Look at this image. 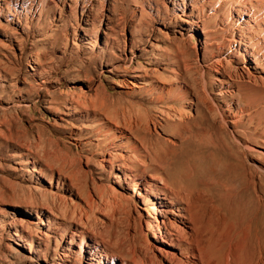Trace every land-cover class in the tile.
Segmentation results:
<instances>
[{"label":"rangeland","instance_id":"1","mask_svg":"<svg viewBox=\"0 0 264 264\" xmlns=\"http://www.w3.org/2000/svg\"><path fill=\"white\" fill-rule=\"evenodd\" d=\"M163 220L264 264V0H0V264L198 260Z\"/></svg>","mask_w":264,"mask_h":264},{"label":"bare ground","instance_id":"2","mask_svg":"<svg viewBox=\"0 0 264 264\" xmlns=\"http://www.w3.org/2000/svg\"><path fill=\"white\" fill-rule=\"evenodd\" d=\"M182 112V114H186L187 113V110H185V108H183V110L181 111ZM135 130H136V132H138L137 133V135L140 133L139 131H138V129L137 128H135ZM140 135V134H139ZM138 135V136H139ZM120 137H122L121 135H120ZM124 137V136H123ZM140 138H141V141L145 144V146L146 147H149L148 146V140H149V138L147 137V133H146V135H144V136H140ZM140 160H142L143 162L145 161L143 158H141ZM183 193V192H182ZM177 198H183V199H185V197H178V195H177ZM167 199V198H166ZM187 208V207H186ZM186 208H184V209H186ZM188 209V208H187ZM156 227L160 230L161 228H163V229H165V233H162V232H160V236H161V240H162V243H164V244H166V245H168V246H173V245H175V244H177V242H175V241H179V242H181V239L183 238V239H185V240H188L189 242H190V244L191 245H194L195 247H196V249H197V251H198V255L195 253V252H191V256L190 257H193V258H196V259H198V260H194L193 261V263L192 264H211V263H213V262H209L210 261V259H209V261H207V260H205V259H203V255H204V251H203V249H202V247L199 245V243L201 242H199L198 243V240H197V238L195 237V235L192 233H190V234H186L185 232H183L182 230H180L179 228H177L178 230H176V231H178L177 232V234H176V236H175V238L174 237H172V235H174L173 234V232L171 231L172 230V226H171V224H168V221H162V225H160L158 222L156 223ZM190 235V236H189ZM197 237H198V235H197ZM174 239H175V241H174ZM204 244V243H203ZM204 248V247H203ZM206 250V249H205ZM229 251V250H228ZM232 252V251H231ZM227 255V254H226ZM233 255H234V253H233ZM235 256V255H234ZM233 256V257H234ZM228 258V257H227ZM235 258V257H234ZM247 258V257H246ZM237 259V258H236ZM261 260V259H260ZM187 261V260H186ZM213 261V260H212ZM237 261V260H236ZM243 261H244V258H243ZM245 261H246V259H245ZM249 261V260H248ZM253 261V260H252ZM226 262H228L227 260H226ZM226 262H225V264H226ZM231 262V261H230ZM233 262V261H232ZM231 262V263H232ZM258 262H260L259 260H258ZM264 262V261H263ZM243 263V262H242ZM186 264V263H185ZM187 264H189L188 262H187ZM222 264V263H221ZM228 264H229V262H228ZM249 264V263H248Z\"/></svg>","mask_w":264,"mask_h":264}]
</instances>
